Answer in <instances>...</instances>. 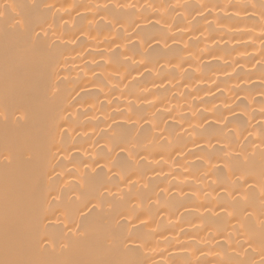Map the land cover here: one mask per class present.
<instances>
[{"label": "bare ground", "instance_id": "obj_1", "mask_svg": "<svg viewBox=\"0 0 264 264\" xmlns=\"http://www.w3.org/2000/svg\"><path fill=\"white\" fill-rule=\"evenodd\" d=\"M262 189L264 0H0V261L83 222L72 259L260 264Z\"/></svg>", "mask_w": 264, "mask_h": 264}, {"label": "snow or ice", "instance_id": "obj_2", "mask_svg": "<svg viewBox=\"0 0 264 264\" xmlns=\"http://www.w3.org/2000/svg\"><path fill=\"white\" fill-rule=\"evenodd\" d=\"M9 7H20L22 9H26L27 11H21L17 12L15 15L8 14V8ZM42 8H50L48 5H42L39 2H33L31 4L26 5H5L4 6V27H3V37H4V45H5V53L7 55L10 45H9V38L12 37L17 44H22L26 48L31 47L34 45L35 41L40 40V36L37 33L35 36L32 35L34 32L33 28V18L32 14L36 13L39 15H43L41 12ZM3 118L4 121L7 123L9 119V112H8V104L5 102L4 105V112H3ZM23 117H18L17 123H19V120ZM27 151H31V146L26 147ZM111 151V149H109ZM123 151V149H121ZM31 159V157H29ZM8 163L11 164L12 160L9 159ZM247 183V181H245ZM262 195H264V189H262ZM103 194H101V198L98 200V203L93 204V200L97 199V197L91 193L88 192L85 194V201L84 206L88 207V205H92L88 208L87 213H82L83 220H87L89 216L92 215V213L96 212L97 208L100 209V211H103ZM79 199V197H78ZM65 228L67 229L66 232L62 234V237H53L51 239V243H49L48 237H41L38 240L33 241L32 245V252L33 255H25L23 252H21L19 258L12 259V260H5L0 261V264H143V261L140 259L132 258V259H122L118 261H109V260H89V261H82V260H76L72 259L70 257V251L72 248V240L73 239H79L80 237H83L87 234L88 225L84 224L83 222L77 223L75 230H73L69 225H65ZM261 230L264 231V222L261 224ZM57 239H63L64 243L60 245V252H56V240ZM128 251L132 253H137V249H128ZM35 253L39 254L40 258H35ZM54 255H59L63 257L62 259H55L51 258ZM260 264H264V256H262Z\"/></svg>", "mask_w": 264, "mask_h": 264}]
</instances>
